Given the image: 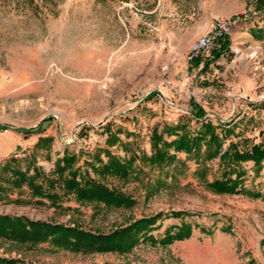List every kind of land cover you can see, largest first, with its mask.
<instances>
[{"label": "rangeland", "instance_id": "obj_1", "mask_svg": "<svg viewBox=\"0 0 264 264\" xmlns=\"http://www.w3.org/2000/svg\"><path fill=\"white\" fill-rule=\"evenodd\" d=\"M238 15L227 36L230 49L217 62L205 66L218 43L197 57L200 63L189 58L192 42L212 20ZM196 105L215 124L233 128L228 142L242 146L244 140H264V0H0V167L25 151L23 168L35 157L49 173L65 149L78 154L83 165L106 146L108 122L112 129L123 128L120 137L133 150L150 153L154 126L180 120L200 126L192 113ZM39 136L53 137L50 148H35ZM111 150L126 154L120 143ZM179 156L185 159L186 153ZM219 162L209 161V180L220 176ZM187 164L177 184L149 200L144 183L158 170L146 168L142 181L114 180L138 200L130 209L81 204L74 196L63 202L66 210L5 198L0 214L107 232L163 212L154 236L162 238L169 226L188 222L193 226L189 238L169 245L144 241L127 255L0 239V256L30 264H264V200L213 193L194 173L197 159ZM252 165L244 164L246 187L264 193V168L255 178ZM8 195L31 199L27 186L22 191L11 187ZM174 211L186 214L173 217ZM252 254L254 261L243 263Z\"/></svg>", "mask_w": 264, "mask_h": 264}, {"label": "trees", "instance_id": "obj_2", "mask_svg": "<svg viewBox=\"0 0 264 264\" xmlns=\"http://www.w3.org/2000/svg\"><path fill=\"white\" fill-rule=\"evenodd\" d=\"M263 8V7H262ZM218 47L213 50V59H220L222 53L229 51L227 36L218 40ZM200 63V59H195ZM155 95L151 93L150 96ZM197 106V105H196ZM195 119L201 121L198 128H192L187 122L178 121L175 125L165 124L162 128L154 126L151 132V152L133 150L128 141H123L120 134L122 127L112 129L108 122L105 131L108 136L106 146L99 147L93 154L92 160L79 164V155L65 149L63 155L56 159L55 168L47 173L37 164L35 157L23 168L24 157L12 156L0 167V201L17 204L49 205L55 209L66 210L69 207L63 202L70 196L81 204H92L94 207L107 210L133 208L138 200L131 194L113 184L114 180L127 184L133 180L142 181L145 169L158 170L153 180L144 183L145 199L149 200L177 184L179 175L185 174L189 168L187 160L196 158L198 166L194 173L204 183L205 187L216 194H239L264 200V193L246 187L248 169L245 163L252 161L254 177L261 176L264 168V140L259 143L243 144L230 140L229 133L233 128L223 127L206 116L205 110L197 106L192 110ZM220 129V132L218 131ZM128 135H131L128 133ZM166 135V136H165ZM175 137L169 140V137ZM53 142L51 136H39L34 146L36 149H48ZM122 144L125 156L112 152L111 147ZM186 153L185 159L179 154ZM106 156V159L102 157ZM219 158L220 176L208 179L211 172L209 161ZM90 168L94 173L92 176ZM31 169L33 172H31ZM169 178H171L169 180ZM6 183L7 185L2 184ZM27 186L31 199L25 200L18 195L10 199L8 190L11 187L22 191ZM48 201V202H47ZM184 211H174L173 217H184ZM163 212L130 221L119 225L107 232L85 228L79 223H66L41 219H31L25 215L0 214V239H5L19 245L37 246L48 243L53 249H63L75 253H114L127 255L134 251L142 242L169 245L176 240H184L192 235V224L183 222L171 225L162 238L154 236L153 231L160 228L157 225ZM0 264H30L22 258L0 256ZM125 264H145L130 262Z\"/></svg>", "mask_w": 264, "mask_h": 264}, {"label": "built area", "instance_id": "obj_3", "mask_svg": "<svg viewBox=\"0 0 264 264\" xmlns=\"http://www.w3.org/2000/svg\"><path fill=\"white\" fill-rule=\"evenodd\" d=\"M239 20V15L233 19L223 17L217 18L209 29L192 42L189 58H197L202 53L209 52L219 39L228 36L233 31L234 26L239 23ZM26 155L25 151L16 152L14 154L15 157H25Z\"/></svg>", "mask_w": 264, "mask_h": 264}, {"label": "crops", "instance_id": "obj_4", "mask_svg": "<svg viewBox=\"0 0 264 264\" xmlns=\"http://www.w3.org/2000/svg\"><path fill=\"white\" fill-rule=\"evenodd\" d=\"M213 24V20H212V22H211V25ZM217 62V61H216ZM237 244V243H236ZM234 245H235V243H232V242H230L229 243V247H230V249H232L233 247H234ZM255 254H252V257H248V258H245L246 259V261H244L243 263H248V261H250L251 260V262H252V260L254 261V258H255V256H254ZM254 264V263H253Z\"/></svg>", "mask_w": 264, "mask_h": 264}]
</instances>
